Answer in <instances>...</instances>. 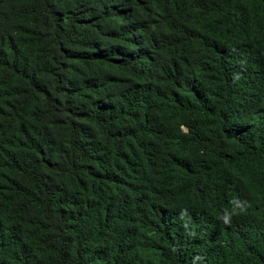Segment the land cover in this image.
<instances>
[{
  "label": "trees",
  "instance_id": "trees-1",
  "mask_svg": "<svg viewBox=\"0 0 264 264\" xmlns=\"http://www.w3.org/2000/svg\"><path fill=\"white\" fill-rule=\"evenodd\" d=\"M0 264H264V0H0Z\"/></svg>",
  "mask_w": 264,
  "mask_h": 264
}]
</instances>
